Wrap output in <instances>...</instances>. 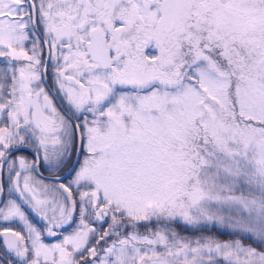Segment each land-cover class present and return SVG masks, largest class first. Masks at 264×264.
Wrapping results in <instances>:
<instances>
[{"label": "snow or ice", "instance_id": "obj_1", "mask_svg": "<svg viewBox=\"0 0 264 264\" xmlns=\"http://www.w3.org/2000/svg\"><path fill=\"white\" fill-rule=\"evenodd\" d=\"M0 264H264V0H0Z\"/></svg>", "mask_w": 264, "mask_h": 264}]
</instances>
